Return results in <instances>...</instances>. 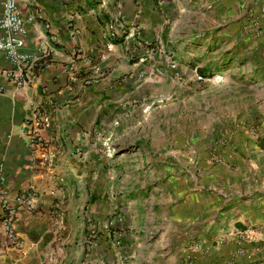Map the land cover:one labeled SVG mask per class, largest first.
<instances>
[{"label": "crops", "instance_id": "obj_1", "mask_svg": "<svg viewBox=\"0 0 264 264\" xmlns=\"http://www.w3.org/2000/svg\"><path fill=\"white\" fill-rule=\"evenodd\" d=\"M170 1L18 0L22 14L33 18L24 49L36 53L45 43L52 49L48 64L23 86L5 77L10 64L0 56L2 184L10 193L33 186L39 194L15 224L22 246L0 253V264H122L121 253L131 264H186L190 255L195 264H264V246L254 242L264 240V149L257 142L235 137L214 152L208 142L195 146L193 137L188 146L184 136L174 144L118 143L136 120L134 103L164 91V75L156 79L155 71L169 61L144 39L163 36L160 50L175 54L177 22L169 12L175 7L211 4L210 13L220 7L238 19L233 24L243 40L257 36L258 45L245 52L258 49L264 66V0ZM251 17L260 31L250 24L246 30ZM141 77L157 84L144 86ZM37 112L44 120L38 126ZM260 137L264 142V130ZM107 138L116 152L103 145ZM128 154L134 163L126 162ZM124 189L134 193L130 200L113 195ZM112 211L122 216L107 234L102 227ZM252 225L262 231L238 241V232Z\"/></svg>", "mask_w": 264, "mask_h": 264}, {"label": "rangeland", "instance_id": "obj_2", "mask_svg": "<svg viewBox=\"0 0 264 264\" xmlns=\"http://www.w3.org/2000/svg\"><path fill=\"white\" fill-rule=\"evenodd\" d=\"M211 6L203 10L196 6L175 7L174 11H169L174 15L173 21L177 22L178 29L173 39V48L177 47L175 54L160 50L166 43L163 36H159V44L152 43L151 46L153 53L166 54L169 61L168 67L158 64V71H155L156 79L164 75V91L155 92L134 103L138 106L134 115L136 120L131 127H126L118 134L120 145L132 140L136 146H145L153 139L157 141L163 138L165 141L170 139L174 144L178 137L184 136L189 142L188 146L194 142L195 146L200 142H208L209 152H214L219 144L223 146L229 139L245 136L249 142L255 141L264 149V142L260 139L264 130V98L261 96L264 93V81L259 79L258 71L262 69L264 75V66L259 65L258 49H252L249 54L245 52V46L255 48L258 45L257 36L252 33L243 40L244 32L239 33L240 28L233 24L238 19L235 22L223 15L220 7H217L215 13H210ZM119 23H122L123 28L129 25ZM249 24L260 31L256 18L251 17L249 23L244 24L248 32ZM166 25L171 26L170 23ZM141 79L144 86L157 84V80ZM149 113L151 119L146 117ZM190 137L197 140L192 143ZM108 147L116 152L114 142ZM129 148L132 152L137 149L133 145ZM120 158L123 155L118 156V165ZM126 159L129 164L135 162L130 154ZM125 180L130 181L132 178L123 177V182ZM129 190L124 189L122 193L113 195L130 200L134 193ZM118 213H108L105 220L120 218L122 214ZM123 213L131 217V208L125 209ZM254 242H258L256 249L264 246V240L255 239ZM251 243L254 244L253 241ZM118 258L122 264H131L126 253L119 254ZM258 261L256 258L253 262Z\"/></svg>", "mask_w": 264, "mask_h": 264}, {"label": "built area", "instance_id": "obj_3", "mask_svg": "<svg viewBox=\"0 0 264 264\" xmlns=\"http://www.w3.org/2000/svg\"><path fill=\"white\" fill-rule=\"evenodd\" d=\"M33 18L24 16L20 9L18 0H3L0 14V56H2L10 67L2 70L5 77L16 86H23L32 78L35 69H41L48 64V58L52 49L49 43L40 46L36 53L24 49L25 40L28 35L27 24ZM264 22V21H263ZM137 26L132 27L130 35L136 34ZM133 32V33H132ZM144 43H160L159 36L151 39H144ZM35 124L42 123L43 118L40 113H35ZM103 145L108 148V138L103 141ZM211 159L219 162L220 158L213 154ZM2 169H0L1 172ZM4 177L0 173V253L5 249L20 248L22 241L18 235L15 224L21 212L31 211L36 207L39 199L38 191L33 186L21 188L15 193H10L2 184ZM113 220L105 222L103 229L105 233L111 234ZM262 229L255 225L248 226L238 232V241H251L254 235L260 233ZM117 239L120 241L122 233L118 232ZM186 264H195V256H188Z\"/></svg>", "mask_w": 264, "mask_h": 264}]
</instances>
